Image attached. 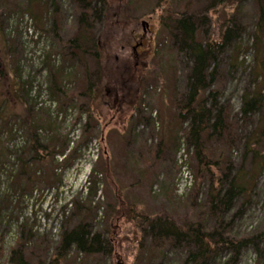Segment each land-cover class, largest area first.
Listing matches in <instances>:
<instances>
[{"label": "rangeland", "instance_id": "obj_1", "mask_svg": "<svg viewBox=\"0 0 264 264\" xmlns=\"http://www.w3.org/2000/svg\"><path fill=\"white\" fill-rule=\"evenodd\" d=\"M103 3L83 13L80 22L82 9L75 0H0L1 93L9 110L21 116L0 122V264H184L192 247H156L153 235L138 227L137 215L167 217L179 225L193 218L215 230L210 217L190 214L192 198L203 212L200 205L212 183L209 176L199 178L193 149H187L173 120L187 93L192 62L173 46V23H163L169 22L167 11L187 12L196 22L202 18L201 39L208 33L216 40L228 18L243 28L219 56L210 87L219 92V105L235 125L229 130L230 179L238 172L244 143L263 126L264 102L260 115L245 118L240 112L241 97L257 84L254 0L225 6L218 0ZM143 22L150 24L145 45L153 39L135 58L132 47L144 34ZM81 35L84 43H70ZM262 43L264 50V36ZM50 71L68 77L61 94L50 86ZM182 126L190 128L189 122ZM261 144L264 153V140ZM207 146L225 150L221 139ZM181 151L186 170L178 161ZM184 171L192 175V186ZM255 181L250 196L238 197L222 216L218 231L224 238L264 233V166ZM80 225L90 238L98 235L97 253L63 249V231ZM232 255L222 251L208 264H264L262 246L242 249L235 262Z\"/></svg>", "mask_w": 264, "mask_h": 264}, {"label": "trees", "instance_id": "obj_2", "mask_svg": "<svg viewBox=\"0 0 264 264\" xmlns=\"http://www.w3.org/2000/svg\"><path fill=\"white\" fill-rule=\"evenodd\" d=\"M75 1L78 7L80 6L82 9L80 22L86 18V14L83 13H89L93 2L95 3L94 9L99 5H104L103 0ZM233 1L238 2L239 0H218L217 4L218 6H225L226 3H232ZM254 2H256L259 8L256 32L252 35L254 42L253 50L256 52L255 60L258 65L253 70L252 77H254V82H257V84L253 92L250 94L245 93L241 97L242 106L240 112L245 118L253 113L262 114L261 108L264 102V50L262 46V38L264 36V27L262 26L264 23V1L254 0ZM51 3H53V0H51ZM166 18L169 22L163 21L164 24L173 23V46H177L179 53L189 57V60L192 62L191 70L187 77V93L183 99L181 98L183 100L179 102L181 104L174 110L176 113L173 112V120L180 126L177 133H181L188 142L186 144L187 149H193V158L197 162L196 169L199 178L209 176L212 183L208 188L206 200L200 205L203 212L200 213L195 198L194 201L192 198L190 214L192 215L195 210L198 213L199 220L206 219V216L210 217L215 222V230L211 231V229L205 228L201 221L193 222V218H191L192 221H184L182 225H179L176 221L167 217L150 218L141 214H138L136 217L140 222L138 227L142 225V228L140 227L141 231L144 233L150 232L153 235V243L156 247H165L164 244L170 245V243H185V246L192 247L187 252L188 255L184 264H208L209 261L216 258L222 251L232 252L231 260L235 262L242 249L248 247L259 249L261 246L264 247L263 232H256L252 237L236 239L235 237L224 238L218 231L222 216L229 214V211L234 206V201L238 197L250 196L251 188L256 183V177L262 172L264 153L261 151L263 149L261 143L264 140V120L260 131L252 134L253 138H249L248 142L244 143V154L241 157L238 172L230 179L232 164L231 158L228 156L232 152V147L229 146L231 139L229 130L234 128L235 125L232 123L230 113L226 107L223 108L219 105V92L217 90H210V87L216 80L219 56L229 42L239 37L243 28L241 25L237 26V22L234 19L230 20L228 18L227 22L221 24L222 31L216 40L211 39V34L208 36V33H206V37L201 39L198 32L199 23H202V18L196 22V17L192 14H188L187 12L173 14L170 11H167ZM225 19L223 18V22ZM203 21L208 23L205 16L203 17ZM84 38L81 35V37L74 38L70 43L75 44L79 41L84 43ZM98 55L96 52L92 56L97 60ZM1 65L2 62L0 61ZM4 66V71H6L7 65ZM7 73L8 71H6ZM49 74V82L53 92L57 95L61 94V83L67 80L68 77L56 74L55 72L51 73V71ZM3 75L0 72V122L13 121V117H15V120H21L20 115H15L12 110H9L10 102L6 93H1L3 89L1 80L4 77ZM12 96L16 98V95L12 94ZM179 106L181 107L179 108ZM186 122H189L190 126L187 131L182 126ZM173 127L175 126L173 125ZM33 131L35 132V129L31 128L30 134ZM214 138L216 141L218 139L222 140V147L225 150L218 152H214L211 148L209 150L207 145ZM35 146L33 144V148ZM223 154L225 155L223 156ZM248 160H251L250 169H245V164ZM229 179L230 181H228ZM226 184H228V187L224 188ZM218 185H221L220 189H218ZM88 240H90L91 245L89 247H87ZM61 242L63 249L75 246L78 251L87 253H97L99 251L97 248L100 247L98 235L90 238V234H88L85 226L82 225L69 229V231L64 230ZM94 246L96 248L93 250ZM19 262V264H23L20 260Z\"/></svg>", "mask_w": 264, "mask_h": 264}, {"label": "flooded vegetation", "instance_id": "obj_3", "mask_svg": "<svg viewBox=\"0 0 264 264\" xmlns=\"http://www.w3.org/2000/svg\"><path fill=\"white\" fill-rule=\"evenodd\" d=\"M149 22L152 23L151 19H149ZM143 25L145 26V28L143 30L144 34L141 36V38L138 40V42H136L134 44V46L132 47L134 50V53H135V58H140L145 54V52L142 51V48H144L143 46L150 47L151 41L153 39V37H151L150 40L148 41V43H146V45H145V37L146 36H144V35H145V33L150 32V28H149L150 24L147 22H144ZM148 51H146V52H148Z\"/></svg>", "mask_w": 264, "mask_h": 264}, {"label": "built area", "instance_id": "obj_4", "mask_svg": "<svg viewBox=\"0 0 264 264\" xmlns=\"http://www.w3.org/2000/svg\"><path fill=\"white\" fill-rule=\"evenodd\" d=\"M180 156H182L183 158H185L186 155L183 153V151H181L179 153L178 158H179V163L181 164L182 163V160L180 161ZM183 170H186V168H183ZM183 175L188 180V183L187 184H189V186H191L192 185V176L188 172H186V171H184ZM177 192H178V194H181L182 193V190H179V186H178V191Z\"/></svg>", "mask_w": 264, "mask_h": 264}, {"label": "bare ground", "instance_id": "obj_5", "mask_svg": "<svg viewBox=\"0 0 264 264\" xmlns=\"http://www.w3.org/2000/svg\"><path fill=\"white\" fill-rule=\"evenodd\" d=\"M98 4H99V3H98ZM94 5H95V3L93 2V4L91 5V10H90L89 12H91V11L94 10ZM181 159L185 160V158H183L182 156L180 157V161H181ZM178 161H179V158H178ZM185 163H186V162H185ZM185 163H184V164H185ZM181 164H182V168H186L185 165L183 166V162H182ZM181 164H180V166H181ZM192 185H193V182H192ZM192 185H191V186H192ZM178 186H179V185H178ZM178 186H177V187H178Z\"/></svg>", "mask_w": 264, "mask_h": 264}]
</instances>
